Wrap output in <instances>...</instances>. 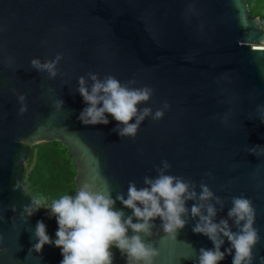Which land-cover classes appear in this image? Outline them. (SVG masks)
<instances>
[{
    "label": "water",
    "instance_id": "1",
    "mask_svg": "<svg viewBox=\"0 0 264 264\" xmlns=\"http://www.w3.org/2000/svg\"><path fill=\"white\" fill-rule=\"evenodd\" d=\"M263 42L264 29L247 0H0V264L63 259L54 244L30 252L38 243L37 221L56 239L55 217L41 208L25 223L19 214L32 198L23 186L31 148L54 141L68 149L77 190L85 182L97 191L107 184L113 199L117 193L127 198L130 181L144 187V177L155 178L166 160V174L193 181L198 194L203 182L225 201L217 223L227 219L233 197L251 199L261 238L253 264H259L264 156L248 149L264 146V124L256 112L264 105V51L254 48ZM58 53L63 59L55 79L31 67V59L51 61ZM9 56L12 67L5 63ZM89 72L152 88L150 101L138 108L150 107L154 114L165 101L170 108L158 121L146 118L135 138L121 139L113 130L119 122L107 113V125H84L78 117L87 105L77 89ZM18 94L26 97L22 116ZM56 100L64 101L61 111L54 108ZM193 203H186L189 213ZM115 208L132 214L119 201ZM153 223L154 235L142 239L159 251L154 264H196L201 248H214L206 236L193 233V220L175 240L160 229L159 217ZM229 247L225 239L221 251ZM110 251L113 264H127L118 249ZM219 264H232V255Z\"/></svg>",
    "mask_w": 264,
    "mask_h": 264
},
{
    "label": "clouds",
    "instance_id": "2",
    "mask_svg": "<svg viewBox=\"0 0 264 264\" xmlns=\"http://www.w3.org/2000/svg\"><path fill=\"white\" fill-rule=\"evenodd\" d=\"M43 43L46 44L47 41ZM62 59L63 56L58 53L51 61L45 59L42 62L39 58H33L30 64L49 79H55L60 74L58 65ZM5 63L12 67L14 58L7 57ZM89 80L92 82L90 86ZM135 84V79L122 84L112 75L100 79L98 74L89 72L87 79L81 76L77 91L87 107L81 111L79 121L84 125H107V113L119 122L113 130L121 139L135 138L146 118L151 117L153 121H158L170 108L167 101L154 114L150 107L138 108V105L150 101L154 90L147 86L132 87ZM48 91L51 93L52 89ZM12 92L16 94L15 89ZM17 99L20 104L18 115L22 116L27 111L26 97L18 94ZM63 105V100L54 101L56 111H61ZM256 112L264 124V105L257 106ZM133 118L135 123H130ZM223 120L227 122V114ZM248 152L258 157L264 156V146L255 145ZM170 168L171 165L166 160L161 161V166L155 169L156 177L145 176V186L141 188L134 181H130L127 198L123 193H117L113 199L107 184L103 191H97V186L88 182L76 190L75 196L65 194L48 206H44L43 197L31 198V203L25 205L19 213L21 219L26 223L29 217L41 208H46L49 216L55 217L58 229L53 241L48 236L43 221H37L34 237L38 243L30 252H40L44 245L54 244L61 249L63 259L60 264H113L114 254L110 249L114 247L127 258V264H154L159 251L146 244L142 236L154 235L153 229L156 225L153 221L159 217L160 229L172 240L176 239L178 230L193 220V233L202 234L212 242L214 248L199 250L196 264H219L226 255H232V264H253V249L261 238L258 230L254 228L256 210L252 200L243 195L233 197L227 219L221 218L217 223V213L224 210L225 201L215 196L203 182L199 184L198 194L197 185L193 181L166 174ZM207 175L211 177V173ZM12 188L20 191L18 183H14ZM116 201L124 208L131 209L132 214L125 216L122 210H117ZM188 201L194 202L190 213L186 207ZM217 205L220 207L217 208ZM9 207L16 212L15 205ZM134 219L137 222L134 223ZM229 220L232 221L231 226ZM233 227L236 231L232 230ZM129 229L132 230L131 236L128 235ZM225 239L230 247L221 251ZM259 264H264V257L260 258Z\"/></svg>",
    "mask_w": 264,
    "mask_h": 264
},
{
    "label": "trees",
    "instance_id": "3",
    "mask_svg": "<svg viewBox=\"0 0 264 264\" xmlns=\"http://www.w3.org/2000/svg\"><path fill=\"white\" fill-rule=\"evenodd\" d=\"M247 1L252 15L260 19L264 29V0ZM262 1V7L257 10ZM75 177L68 149L57 141L42 143L31 148L23 186L32 198L43 197L44 206H48L65 194L75 196ZM42 209L49 212L46 208Z\"/></svg>",
    "mask_w": 264,
    "mask_h": 264
},
{
    "label": "built area",
    "instance_id": "4",
    "mask_svg": "<svg viewBox=\"0 0 264 264\" xmlns=\"http://www.w3.org/2000/svg\"><path fill=\"white\" fill-rule=\"evenodd\" d=\"M254 48H256L257 50L264 51V42H263L262 44H260V45H257V46L254 47ZM55 228H56V231H57V229H58V224H57L56 219H55Z\"/></svg>",
    "mask_w": 264,
    "mask_h": 264
},
{
    "label": "rangeland",
    "instance_id": "5",
    "mask_svg": "<svg viewBox=\"0 0 264 264\" xmlns=\"http://www.w3.org/2000/svg\"><path fill=\"white\" fill-rule=\"evenodd\" d=\"M262 3H263V1H262L261 3H259V5H257V8H256L257 10H258L259 7H260V8L262 7ZM260 8H259V9H260Z\"/></svg>",
    "mask_w": 264,
    "mask_h": 264
}]
</instances>
